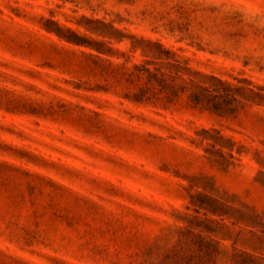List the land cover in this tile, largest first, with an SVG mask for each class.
I'll return each instance as SVG.
<instances>
[{
    "label": "rangeland",
    "instance_id": "obj_1",
    "mask_svg": "<svg viewBox=\"0 0 264 264\" xmlns=\"http://www.w3.org/2000/svg\"><path fill=\"white\" fill-rule=\"evenodd\" d=\"M0 264H264V0H0Z\"/></svg>",
    "mask_w": 264,
    "mask_h": 264
}]
</instances>
